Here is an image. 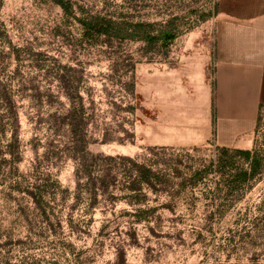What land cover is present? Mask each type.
I'll return each mask as SVG.
<instances>
[{
	"label": "rangeland",
	"instance_id": "374dc122",
	"mask_svg": "<svg viewBox=\"0 0 264 264\" xmlns=\"http://www.w3.org/2000/svg\"><path fill=\"white\" fill-rule=\"evenodd\" d=\"M65 1L67 13L56 0H0V264H264V110L250 137L258 165L248 180H235L252 163L237 149L152 151L151 66L212 57L218 0ZM87 15L144 23L155 35L170 30L175 39L93 41L77 20ZM78 79L108 130L109 142L99 132L87 151L114 158L106 162L112 186L92 208L85 187L76 189L72 144L49 125ZM121 157L151 167L152 182L166 188L129 190L140 179L120 168Z\"/></svg>",
	"mask_w": 264,
	"mask_h": 264
},
{
	"label": "crops",
	"instance_id": "0c3cea01",
	"mask_svg": "<svg viewBox=\"0 0 264 264\" xmlns=\"http://www.w3.org/2000/svg\"><path fill=\"white\" fill-rule=\"evenodd\" d=\"M212 21V57L151 66L154 148L253 146L264 110V0H218Z\"/></svg>",
	"mask_w": 264,
	"mask_h": 264
},
{
	"label": "trees",
	"instance_id": "16d2710c",
	"mask_svg": "<svg viewBox=\"0 0 264 264\" xmlns=\"http://www.w3.org/2000/svg\"><path fill=\"white\" fill-rule=\"evenodd\" d=\"M57 4L64 10V12H70L72 5L67 3L65 0H56ZM78 22L84 30V36L93 41H98L102 38L112 40L113 37L124 39L128 38L131 40H141L147 44L154 43L156 41H163L165 44L171 42L175 39L172 31H160L157 35L150 31V26L144 23H134L127 22L123 24H118L113 17L108 15H87L85 17L77 18ZM132 74L134 72V65L132 66ZM129 83L130 94L135 93V82L133 75L130 78ZM76 87L70 93H66L65 96L68 101V107L64 112L57 111L54 115L49 118V125L52 128L54 135H62L68 139L72 146L68 149L70 158L75 162V177H76V189L81 190L85 187V192L90 198L89 207H93L99 203V197L102 193H106L109 186L112 183H108L105 177L112 170L110 165L106 164L107 161L114 160L113 157H104L103 154L93 155L88 153L87 147L88 143H98L93 136L96 134L101 135L102 143L109 142L108 130L101 128L95 121V103L92 99H89V107L86 106V99L81 95L79 90L80 80L75 81ZM91 98V95L88 94ZM6 97H3V100ZM11 101L9 98L6 101ZM5 101V102H6ZM129 112H134L135 108L130 106L128 108ZM9 114L11 115V120L13 124H18V119L16 113L9 109ZM88 114V115H87ZM89 126H91L93 134L90 137ZM88 142V143H87ZM161 150L164 148H160ZM158 150L157 148L152 151ZM222 154L227 155L230 149H220ZM235 154L242 157L244 160H252L249 169L241 170L235 177V180L245 181L250 177L255 176L257 170V162L251 159V152L247 150H235ZM123 161L121 169H123L126 174L133 177H139L140 181L134 180L129 184V190L138 192V184H146L152 188L153 191L157 192V186L166 188V184L163 180L160 182H152V177L154 173L148 165L139 164L136 159L132 158H120ZM163 191V189H162ZM40 196V195H39ZM80 193L78 192L77 201L80 199ZM106 230L103 228L101 230L102 234H105Z\"/></svg>",
	"mask_w": 264,
	"mask_h": 264
}]
</instances>
